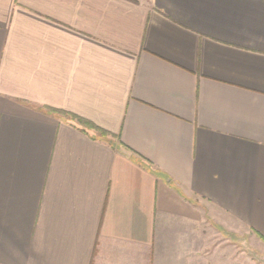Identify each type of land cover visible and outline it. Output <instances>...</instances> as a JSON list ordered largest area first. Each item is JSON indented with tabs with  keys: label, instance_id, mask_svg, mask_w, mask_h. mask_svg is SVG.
Masks as SVG:
<instances>
[{
	"label": "crops",
	"instance_id": "obj_1",
	"mask_svg": "<svg viewBox=\"0 0 264 264\" xmlns=\"http://www.w3.org/2000/svg\"><path fill=\"white\" fill-rule=\"evenodd\" d=\"M231 236L264 249V0H0V264H241Z\"/></svg>",
	"mask_w": 264,
	"mask_h": 264
},
{
	"label": "rangeland",
	"instance_id": "obj_2",
	"mask_svg": "<svg viewBox=\"0 0 264 264\" xmlns=\"http://www.w3.org/2000/svg\"><path fill=\"white\" fill-rule=\"evenodd\" d=\"M232 251L236 252L234 257L241 264H264V249H256L248 236H231ZM232 253V252H231Z\"/></svg>",
	"mask_w": 264,
	"mask_h": 264
},
{
	"label": "trees",
	"instance_id": "obj_3",
	"mask_svg": "<svg viewBox=\"0 0 264 264\" xmlns=\"http://www.w3.org/2000/svg\"><path fill=\"white\" fill-rule=\"evenodd\" d=\"M80 122L83 123V124H85V125H88V126L94 127L95 129H98L96 126H94L91 122H89V121H87V120L80 119ZM100 131H101V133H102L103 135H107V134H108V133L105 132L104 130H100Z\"/></svg>",
	"mask_w": 264,
	"mask_h": 264
}]
</instances>
